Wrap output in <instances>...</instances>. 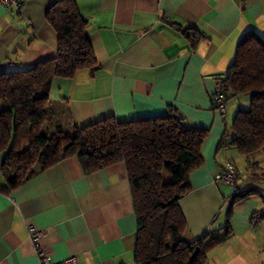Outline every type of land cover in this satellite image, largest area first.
<instances>
[{"label": "crops", "instance_id": "1", "mask_svg": "<svg viewBox=\"0 0 264 264\" xmlns=\"http://www.w3.org/2000/svg\"><path fill=\"white\" fill-rule=\"evenodd\" d=\"M55 1L21 0L19 8L0 4V72L57 55V33L47 18ZM75 2L88 20L97 65L53 78L52 122L57 118L68 131L108 116L174 112L190 126L208 128L203 161L179 201L186 222L180 237L193 241L228 227L229 236L208 249L204 264H264V145L246 156L221 144L230 139L234 115L249 106L250 95L247 106L225 102L224 113L211 103L243 34L254 30L264 39V0ZM185 28L200 33L195 43ZM227 160L236 165L245 189L236 194L216 178ZM31 223L41 229L40 246L53 260L138 264L137 216L123 161L87 171L69 156L10 191L0 190V264H40L28 235Z\"/></svg>", "mask_w": 264, "mask_h": 264}, {"label": "trees", "instance_id": "2", "mask_svg": "<svg viewBox=\"0 0 264 264\" xmlns=\"http://www.w3.org/2000/svg\"><path fill=\"white\" fill-rule=\"evenodd\" d=\"M47 18L57 33V55L29 68L0 72V190L10 191L69 156H76L87 171L123 161L137 216L136 262L204 264L208 249L230 230L205 231L193 241L183 240L186 222L179 201L191 189V172L203 161L208 128L190 126L170 112L132 119L108 116L75 124L68 131L59 125L49 129L53 78L92 69L97 58L87 36L88 20L75 0H56L47 9ZM184 30L195 43L197 29ZM218 83L225 89V99L250 95L249 106L234 115L230 139L221 141L249 156L264 145V39L256 31L243 34ZM196 247L197 254L189 260Z\"/></svg>", "mask_w": 264, "mask_h": 264}, {"label": "built area", "instance_id": "3", "mask_svg": "<svg viewBox=\"0 0 264 264\" xmlns=\"http://www.w3.org/2000/svg\"><path fill=\"white\" fill-rule=\"evenodd\" d=\"M0 4L5 7H10L14 5L19 8L21 4V0H0ZM225 89L223 85L218 84L217 88L213 92L211 96V103L214 107H216L222 113L225 112ZM217 179H224L232 188L234 194L241 192L242 190L240 186V176L236 165L227 160L224 164L223 170L216 175ZM28 235L30 239L35 244L36 255L39 259L40 264H79L75 257L70 256L64 259L53 260L51 256L44 251V249L40 246V237L42 234L41 229L37 228L34 224H29L27 226ZM102 264H113L111 262H106Z\"/></svg>", "mask_w": 264, "mask_h": 264}, {"label": "rangeland", "instance_id": "4", "mask_svg": "<svg viewBox=\"0 0 264 264\" xmlns=\"http://www.w3.org/2000/svg\"><path fill=\"white\" fill-rule=\"evenodd\" d=\"M249 94L248 93H240V94H237V95H230L228 96V98L226 99V103L230 102L232 105H236V104H240V106H243L245 103V96H248ZM228 106V104H226ZM248 104L244 105V106H247ZM228 108V107H227ZM228 119H230V115L228 114ZM57 126V118H54L53 117V122L52 124H49V126L47 125V127L49 129H55V127Z\"/></svg>", "mask_w": 264, "mask_h": 264}, {"label": "water", "instance_id": "5", "mask_svg": "<svg viewBox=\"0 0 264 264\" xmlns=\"http://www.w3.org/2000/svg\"><path fill=\"white\" fill-rule=\"evenodd\" d=\"M179 115H180L181 118H183V115H182L181 113H179ZM198 250H199V247H196V248L194 249V251H193L192 254L190 255L189 260H192V259H193V257L197 254Z\"/></svg>", "mask_w": 264, "mask_h": 264}]
</instances>
